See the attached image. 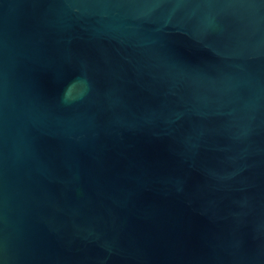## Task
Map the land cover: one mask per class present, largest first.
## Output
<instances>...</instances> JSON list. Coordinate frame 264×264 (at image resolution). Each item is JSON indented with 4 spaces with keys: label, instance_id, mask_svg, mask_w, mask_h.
<instances>
[{
    "label": "water",
    "instance_id": "1",
    "mask_svg": "<svg viewBox=\"0 0 264 264\" xmlns=\"http://www.w3.org/2000/svg\"><path fill=\"white\" fill-rule=\"evenodd\" d=\"M0 264H264V0H0Z\"/></svg>",
    "mask_w": 264,
    "mask_h": 264
}]
</instances>
